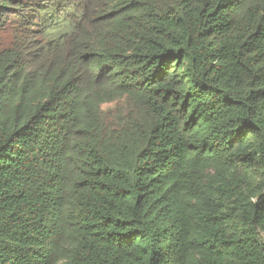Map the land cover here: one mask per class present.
<instances>
[{"label": "trees", "instance_id": "16d2710c", "mask_svg": "<svg viewBox=\"0 0 264 264\" xmlns=\"http://www.w3.org/2000/svg\"><path fill=\"white\" fill-rule=\"evenodd\" d=\"M0 264H264V0H0Z\"/></svg>", "mask_w": 264, "mask_h": 264}, {"label": "rangeland", "instance_id": "374dc122", "mask_svg": "<svg viewBox=\"0 0 264 264\" xmlns=\"http://www.w3.org/2000/svg\"><path fill=\"white\" fill-rule=\"evenodd\" d=\"M100 116L105 135L114 142L122 139L123 144L135 142L145 122L143 111L125 97L103 104Z\"/></svg>", "mask_w": 264, "mask_h": 264}]
</instances>
